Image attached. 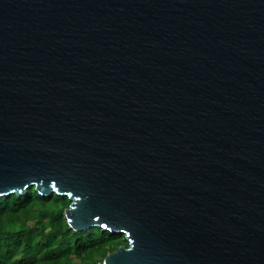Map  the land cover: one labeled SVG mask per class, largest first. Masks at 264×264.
Instances as JSON below:
<instances>
[{
  "label": "water",
  "instance_id": "95a60500",
  "mask_svg": "<svg viewBox=\"0 0 264 264\" xmlns=\"http://www.w3.org/2000/svg\"><path fill=\"white\" fill-rule=\"evenodd\" d=\"M66 195L102 264H264V0H0V196Z\"/></svg>",
  "mask_w": 264,
  "mask_h": 264
},
{
  "label": "trees",
  "instance_id": "16d2710c",
  "mask_svg": "<svg viewBox=\"0 0 264 264\" xmlns=\"http://www.w3.org/2000/svg\"><path fill=\"white\" fill-rule=\"evenodd\" d=\"M66 195L39 193L0 196V264H102L105 254L125 244L122 233L99 226L75 231L63 216Z\"/></svg>",
  "mask_w": 264,
  "mask_h": 264
}]
</instances>
